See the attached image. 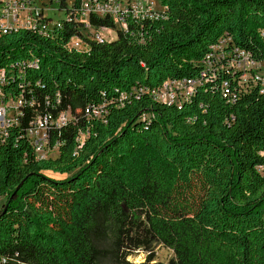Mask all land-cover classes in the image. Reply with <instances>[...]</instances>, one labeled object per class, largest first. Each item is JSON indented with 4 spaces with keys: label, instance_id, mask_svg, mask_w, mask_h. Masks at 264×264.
<instances>
[{
    "label": "trees",
    "instance_id": "16d2710c",
    "mask_svg": "<svg viewBox=\"0 0 264 264\" xmlns=\"http://www.w3.org/2000/svg\"><path fill=\"white\" fill-rule=\"evenodd\" d=\"M84 1L0 30L5 90L32 102L0 143V264H264V0H156L119 28Z\"/></svg>",
    "mask_w": 264,
    "mask_h": 264
},
{
    "label": "built area",
    "instance_id": "2783aa9c",
    "mask_svg": "<svg viewBox=\"0 0 264 264\" xmlns=\"http://www.w3.org/2000/svg\"><path fill=\"white\" fill-rule=\"evenodd\" d=\"M36 1L31 0H0V30L3 32L16 30L18 28H35L33 15L37 14ZM153 0H92L84 1L82 5V17L85 19L89 14L109 16L124 27V15L130 14L136 17H148L157 11L153 8ZM84 21V20H83ZM103 31V29H101ZM96 38L102 40L101 34ZM82 42L73 38L70 42L72 48H80ZM246 65H250L249 60H245ZM252 65V64H251ZM7 84L4 71H0V143H3L9 136V129L19 125L22 116V107L32 105L23 94L12 95L5 90ZM166 87V91L157 93L155 97L168 103L175 100L176 93L181 97L190 95L193 90L192 81L172 82ZM175 90H173V88ZM66 121L65 115H60L57 124ZM49 119L47 116L38 115L28 122L25 134L29 138L31 147L37 159H42L46 155V145L49 138Z\"/></svg>",
    "mask_w": 264,
    "mask_h": 264
},
{
    "label": "rangeland",
    "instance_id": "374dc122",
    "mask_svg": "<svg viewBox=\"0 0 264 264\" xmlns=\"http://www.w3.org/2000/svg\"><path fill=\"white\" fill-rule=\"evenodd\" d=\"M154 5L153 8L155 10H160V5L156 0H153ZM50 5V0H40V1H36L35 2V7L37 8H42V11H44L43 9H46V12L50 15L51 18L53 19H60L63 17V13L60 11H55L56 5L53 4L52 7L49 6ZM117 28L121 27V25L119 23L116 24ZM105 39L108 40H113L116 38V31L115 29H108V30H103L102 34H101ZM264 69V67L262 68ZM48 175H52L50 173H47ZM55 177H63V176H55ZM4 202L3 198H0V207L1 204ZM154 258L155 261H159V262H167L172 256H173V251L163 245H157L154 249ZM147 253H145L143 250H138V251H134V253L132 255H130L128 257L129 261L135 262V263H139L145 260Z\"/></svg>",
    "mask_w": 264,
    "mask_h": 264
},
{
    "label": "water",
    "instance_id": "95a60500",
    "mask_svg": "<svg viewBox=\"0 0 264 264\" xmlns=\"http://www.w3.org/2000/svg\"><path fill=\"white\" fill-rule=\"evenodd\" d=\"M21 184H22V183H20V184L16 187V189H15V191H14V194H15V192L19 189V187L21 186ZM14 194H13V195H14Z\"/></svg>",
    "mask_w": 264,
    "mask_h": 264
},
{
    "label": "crops",
    "instance_id": "0c3cea01",
    "mask_svg": "<svg viewBox=\"0 0 264 264\" xmlns=\"http://www.w3.org/2000/svg\"><path fill=\"white\" fill-rule=\"evenodd\" d=\"M2 205V204H1Z\"/></svg>",
    "mask_w": 264,
    "mask_h": 264
}]
</instances>
